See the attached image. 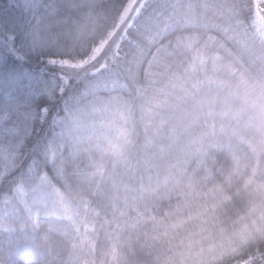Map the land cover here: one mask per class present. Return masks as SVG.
<instances>
[{
	"label": "trees",
	"instance_id": "1",
	"mask_svg": "<svg viewBox=\"0 0 264 264\" xmlns=\"http://www.w3.org/2000/svg\"><path fill=\"white\" fill-rule=\"evenodd\" d=\"M129 1L44 0L47 10L18 17L0 0V24L40 22L48 59L88 61L66 80L34 58L43 94L0 124V205L15 204L10 227L0 230V264H161L174 254L166 247L197 226L217 238L240 229L256 236L213 264H264V121L251 90L264 83V31L254 0H143L112 37ZM109 40L100 58L106 64L90 68L89 57ZM177 75L184 88L194 76V94L180 97L165 86ZM107 86L130 104L131 135L112 131L115 146L62 136L58 118L95 95L107 97ZM11 141L6 160L2 148ZM41 176L94 224L92 250L63 236L66 219L36 223L15 198Z\"/></svg>",
	"mask_w": 264,
	"mask_h": 264
},
{
	"label": "rangeland",
	"instance_id": "2",
	"mask_svg": "<svg viewBox=\"0 0 264 264\" xmlns=\"http://www.w3.org/2000/svg\"><path fill=\"white\" fill-rule=\"evenodd\" d=\"M143 0H130L124 13L121 16L120 24L118 28L111 35H116L119 28L124 30L132 22L130 15L134 10H139L142 6ZM254 18L256 24L262 28L264 31V0H254ZM44 38V36H43ZM112 40L108 41V45L101 44L93 52L91 57H89L90 68L94 65L100 63V58L104 54H108L109 49H111L110 43ZM113 45V43H111ZM57 71L56 75L68 79L70 73H80L85 67H83L87 62L81 63H70L69 61H59L53 60ZM106 64L105 60L101 61L100 65L95 68L98 69ZM190 82L188 88H184L183 82H185L181 76H175V79H171L168 84L170 90L177 95L180 91V97L194 94V76L190 77ZM55 81L52 80V86L54 87ZM51 86V87H52ZM99 83L94 86L93 89H97ZM106 86V85H105ZM196 89L200 90L201 86L196 84ZM109 95L103 97L101 95H95L89 100H85L81 104H77L65 111L64 115L58 118V123L61 126L65 125V130L62 136L66 138H77L79 142L83 139H95L99 142L104 139L108 142L110 146L116 145L115 136H130L131 132L129 127H131L133 114L129 108L130 104L127 99L119 98L115 94H112L113 86H107ZM264 91V83L255 86L251 90L257 91L258 94V104H256L260 111L256 116L264 121V92L260 95V89ZM193 91V92H192ZM261 91V92H262ZM203 89L200 90L196 95L200 96L203 103L206 106L208 103L204 97ZM179 97V100H180ZM257 100V101H258ZM165 102V100H164ZM156 102H149V105L145 108L147 113L154 114V109ZM246 114L243 116L245 117ZM147 119V118H146ZM2 121L0 120V124ZM148 122V121H147ZM129 125V126H128ZM115 134L111 136L110 133ZM105 136V137H104ZM12 143H6L7 149L2 148L1 155L3 158L9 159L12 151L9 153V147ZM10 154V156H9ZM9 156V157H8ZM15 198L18 199L24 206L25 210L29 216L38 223L40 217L42 216H57L67 220V225L61 229L63 236L65 235L77 249L92 250L95 246V226L93 223L80 217L78 212L69 203L68 199L63 193L45 176H41L37 183L26 186L22 185L16 190ZM15 209V204L12 200L5 199V202L0 205V230L10 227L9 217L13 214ZM253 224L256 225V220H253ZM245 230H237L233 235L226 238L214 237L215 233L212 234L209 227L199 228L193 227L191 230L183 231L175 245L171 243L166 247V250H174V254L164 256V259L159 262L161 264H213L218 260L228 257L230 252L239 251L243 244L247 243V240H251L252 237L255 239V234L251 236H246ZM234 240V241H233ZM235 242H240L235 248L229 249L231 245ZM177 247V249L175 248ZM170 256L174 257V260L170 263L167 260Z\"/></svg>",
	"mask_w": 264,
	"mask_h": 264
},
{
	"label": "snow or ice",
	"instance_id": "3",
	"mask_svg": "<svg viewBox=\"0 0 264 264\" xmlns=\"http://www.w3.org/2000/svg\"><path fill=\"white\" fill-rule=\"evenodd\" d=\"M7 2L9 9L17 11L18 17L26 11L36 15L41 8L47 10L49 7L44 0ZM43 32L39 21L35 25L27 20L0 24V56L3 57L0 62V120H7L13 113L28 109L30 100L43 94L39 87L43 82V70L33 72L30 68L34 58L46 65H54V61L44 54ZM24 114L27 118V112Z\"/></svg>",
	"mask_w": 264,
	"mask_h": 264
}]
</instances>
